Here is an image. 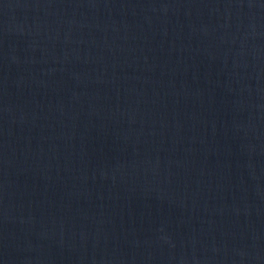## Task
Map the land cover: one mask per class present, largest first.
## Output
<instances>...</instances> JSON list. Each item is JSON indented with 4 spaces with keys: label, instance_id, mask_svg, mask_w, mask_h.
<instances>
[{
    "label": "water",
    "instance_id": "obj_1",
    "mask_svg": "<svg viewBox=\"0 0 264 264\" xmlns=\"http://www.w3.org/2000/svg\"><path fill=\"white\" fill-rule=\"evenodd\" d=\"M0 264H264V0H0Z\"/></svg>",
    "mask_w": 264,
    "mask_h": 264
}]
</instances>
